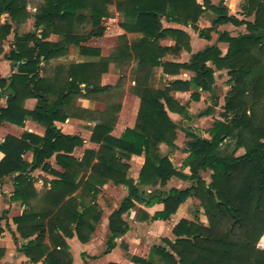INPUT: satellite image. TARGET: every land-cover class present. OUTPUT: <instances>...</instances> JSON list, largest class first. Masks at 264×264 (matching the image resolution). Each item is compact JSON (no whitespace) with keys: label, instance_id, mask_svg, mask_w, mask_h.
Wrapping results in <instances>:
<instances>
[{"label":"trees","instance_id":"obj_1","mask_svg":"<svg viewBox=\"0 0 264 264\" xmlns=\"http://www.w3.org/2000/svg\"><path fill=\"white\" fill-rule=\"evenodd\" d=\"M113 3L130 18V27L127 24L123 27L144 34L140 46L146 51L147 62L153 67L162 66L165 73L184 69L194 72L195 77L188 83L175 81L163 91L136 87L135 94L141 105L135 128L127 129L117 139L109 135L113 125L106 119L94 131L93 139L102 144L100 149L87 150L78 160L72 154L83 141L61 134L55 122H66L78 97L86 96L82 84L86 85L88 95L112 92L114 88H101L97 83L107 70L99 72L98 64L71 65L59 67L55 78H42L40 64L42 60L66 56L70 44L83 40L74 35L76 25L90 24L93 31L89 37L101 36L104 33L102 19L108 17L107 6ZM205 5L218 13L215 25L227 22L246 25L247 33L236 38L228 34L222 36L221 40L228 44L225 56L218 48L211 47L194 55L186 65L161 62L167 52L158 46L161 38L175 37L177 48L186 46L190 50V46L186 35L163 29L160 19L161 16L180 17L185 24L191 23L197 28L204 10L196 0H43L35 15V26L43 30L42 37L32 34L16 38V50L8 58L20 64L18 73L9 81L0 76V99L7 97L6 107L0 110V122L24 126L30 119L45 126L47 131L44 138L29 134L22 139L10 136L0 144V151L5 154L0 163V183L4 177L20 173L15 178L11 201L22 203L26 210L14 219V224L21 238L29 240L21 250L32 263L72 264L67 239L77 237L82 243L91 240L102 217L97 196L101 188L113 183L128 188L129 195L110 217L107 252L128 232L123 216L136 208L135 202L148 208L164 205V210L152 218L140 211L143 221H168L182 204L195 198L209 226L182 220L173 229L176 240L164 241L168 249L154 248L158 260L133 258L134 263L264 264V0H247L243 6L246 15L254 17L253 22L228 18L223 4L214 8L206 0ZM27 8L28 0H0V19L6 16L12 23L21 25L30 18ZM12 29L8 22L0 25V57ZM212 32L200 31V35L209 40ZM51 33L60 36L59 42L46 41ZM30 40L35 42L33 48L27 45ZM82 53L93 52L82 49ZM213 67L227 70L230 77L224 113L208 131L209 138L192 130L187 134L190 138L186 144L188 156L182 168H178L160 151L163 143L175 148L177 139L178 127L169 118L166 108L189 119L192 117L186 113V108L173 101L171 92L191 88L213 91ZM31 98L38 100L34 111L24 108L26 100ZM212 110L209 108L201 116L210 115ZM226 142L228 145L222 147ZM240 150L244 153L238 155ZM27 151L34 154L32 164L22 159ZM133 155L145 158L140 184L128 177V162ZM53 157L63 172L55 171L48 164ZM40 168L57 179L46 182L38 192L29 170ZM184 169H189L190 175L184 174ZM206 173H210L209 183L203 177ZM174 177L191 182V187L158 189L165 188ZM139 187L156 190L148 194ZM79 193L91 198L89 205L79 200ZM2 232L0 219V234ZM5 253L0 248V262Z\"/></svg>","mask_w":264,"mask_h":264},{"label":"crops","instance_id":"obj_2","mask_svg":"<svg viewBox=\"0 0 264 264\" xmlns=\"http://www.w3.org/2000/svg\"><path fill=\"white\" fill-rule=\"evenodd\" d=\"M205 1L196 0L197 4L202 6L204 10L199 22L196 24L197 28H194L191 23L185 24L180 17L161 16L160 23L163 29L183 33L189 38L190 46V50L186 46L177 48L175 37L168 36L161 38L158 41V46L167 50L161 60L162 63L186 65L190 63L194 55L211 47L218 48L222 52V55L225 56L228 52V44L221 40L222 36L228 34L230 37L236 38L239 35L247 33L246 25H237L232 22L215 25V22L219 19L218 13L212 8H208L205 5ZM239 1L225 0L222 2L221 0H208L209 4L214 8H218L223 4L228 18H236L240 22H253L254 17H248L243 9L241 15L237 14L236 9L239 6L235 7V5ZM37 2L39 1L28 0L27 9L30 18L21 25L12 23L11 19H8L6 16L0 19V25L8 22L13 27L10 36L4 41V53L0 57V76L4 80L9 81L14 74L18 73L17 66L20 63L11 61L8 58L16 50V38L28 37L32 34L38 38L42 37L43 30L41 28L37 29L35 26V15L41 6L37 7ZM111 10L115 11L117 15L116 19L111 17ZM107 12L108 17L102 19L101 26L104 28V33L101 36L89 37V34L93 31V27L90 24L84 22L83 24L76 25L74 35L83 40H79L77 44H70L68 46L69 53L66 56L50 61L42 60L40 64V77L42 78H55L58 76L57 69L59 67L68 68L71 65L98 64L100 65L99 72L100 70H107V72L102 74L97 83L101 88H114V90L112 92L99 91L88 95L85 91L86 85L82 84L81 88L83 94L86 96L78 97L74 107L71 109L72 115L66 122H55V126L61 134L78 137L83 141L82 146L77 147L72 154L78 160L83 158L87 150L98 151L100 149L102 144L93 139L94 131L96 126L106 119L111 120L110 122L113 125L112 132L109 135L117 139L127 129L135 128L141 105L140 98L135 94L136 87L141 85L142 87L163 91L175 81L188 83L195 77L194 72L184 69L178 73H165L162 66L153 67L146 60V51L142 48L143 45L140 46L141 42L145 39L144 34L123 27L124 24L130 27V18L125 17V14L117 9L115 3L107 6ZM107 20L116 21L115 31H111L112 28L108 26V23H105ZM206 30H213L209 40L200 35V31ZM59 40L60 36L58 34L51 33L46 41L57 43ZM27 45L29 48H33L35 42L30 40L27 42ZM82 49L91 50L93 53H82ZM213 69L215 79L213 91L205 92L201 89L191 88L189 91L176 89L171 92L173 101L178 103V106L186 108V113L192 117V119H189L186 115L171 112L166 108L169 118L178 127L177 139L175 141V148L163 143L160 145V151L162 156L170 157L178 168H182V164L188 156L185 146L187 132L193 130L197 133L198 129L195 128H200L207 120H212L213 118V114L206 116H201V114L212 107L213 109L219 108V110L223 111L227 93L220 98L217 91L218 87L222 85L229 92L228 81L230 77L227 70L219 71L214 67ZM125 73L126 75L124 76ZM6 105L7 97L4 96L0 99V110L6 107ZM37 105L38 100L31 98L26 100L24 108L28 111H34ZM117 109H119L118 112H116ZM195 121L197 124L194 127L191 123H195ZM181 128L184 132L180 131ZM46 131L47 128L45 126L30 119L26 120L24 126L1 121L0 144H3L10 136L22 139L25 135L29 134L44 138ZM179 132H182V134ZM205 138H209V135ZM26 143L30 144V141ZM4 158L5 154L0 151V163ZM22 159L24 162L32 164L34 159L33 152H25L22 155ZM144 163V156L136 155L131 156L128 162L130 166L128 177L134 180L136 184H140L139 178ZM48 164L55 171L63 172L62 167L57 165L55 157L49 160ZM183 172L186 175H190L189 169H184ZM19 175L20 173H15L4 177L0 183V219L3 230L2 234H0V248L6 251L0 264H35L22 252L23 245L28 243L29 240L21 238L17 232V226L14 224V219L21 216L26 210V206L22 203L11 201L15 190V178ZM29 175L36 180L35 187L38 192L43 190L46 182L57 179L42 168L34 171L29 170ZM207 182L210 181L207 180ZM191 185V182L174 177L165 188L158 189H161V191L172 188L185 190L191 187ZM139 189L141 192L148 194L156 190L153 187H139ZM128 195V188L121 185L116 186L113 183H109L100 189L97 203L100 211H102V217L96 226L91 240L87 243H82L77 237L67 239V243L70 246V254L73 258L72 264H136L133 262V258L158 260L153 253L154 248L163 246L168 249L164 241L176 240L173 229L182 220L194 222L200 218V222L205 227L208 226L205 215L201 214L202 208L197 207L200 206V202L194 198H190L182 204L178 212L168 221H153L151 219L143 221V214H140V211H143L152 218L156 213L164 210V205L156 204L148 208L145 204L135 202L136 208L123 216L124 221L128 225V232L116 240V245L112 251L107 252L108 242L111 237L110 217L120 208ZM78 198L85 205H89L91 202V198L85 197L82 193L78 194ZM36 264L43 263L39 262Z\"/></svg>","mask_w":264,"mask_h":264},{"label":"rangeland","instance_id":"obj_3","mask_svg":"<svg viewBox=\"0 0 264 264\" xmlns=\"http://www.w3.org/2000/svg\"><path fill=\"white\" fill-rule=\"evenodd\" d=\"M39 2H37V7H39L40 5H42V0H38ZM245 3H247V0H240L239 2H236V5H235V7H237V6H239L236 10H237V14L238 15H241L242 14V7L245 5ZM239 10V11H238ZM110 14H111V17L112 18H114V19H116L117 18V15H116V13H115V11L114 10H111V12H110ZM105 23H108L109 25V27H111L112 29H111V31H115L116 30V21H114V20H111V21H106ZM89 29V28H88ZM4 49V48H3ZM126 75V73L124 74V76ZM127 77V76H126ZM222 77V76H221ZM221 80V79H220ZM228 90H225V88L222 86V85H220V87H218V91H217V94L219 95V97L220 98H222L226 93L228 94V92H227ZM227 96V95H226ZM226 98V97H225ZM225 106V105H224ZM216 107V106H215ZM211 109H213V107L211 108ZM222 109V108H221ZM224 113V107H223V111L222 110H219V108H217V109H213L212 110V112H211V114H213V118H212V120H207V122H205L200 128H195V129H198V132H197V134L199 133V135H201V136H203V137H207L209 134H208V131L213 127V125H214V122L216 121V120H221V115ZM218 116V117H217ZM191 124H193L194 125V127H195V125L197 124L196 123V121H195V123H191ZM199 124H200V122H199ZM203 127V128H202ZM180 131H183L182 130V128L180 129ZM193 131V130H192ZM191 130L190 131H188L187 132V134L188 133H190V132H192ZM184 132V131H183ZM194 132V131H193ZM180 133V132H179ZM180 134H182V132L180 133ZM184 134V133H183ZM207 135V136H206ZM182 136V135H181ZM183 137V136H182ZM185 139H187V142L188 141H190V138L186 135L185 136ZM185 142H186V140H185ZM187 142H186V144H187ZM226 145H228V142H226V143H224L223 144V146L222 147H225ZM186 146V145H185ZM186 148H187V146H186ZM244 153V150H240L239 151V153H238V155H241V154H243ZM204 177V179H207L208 181H210V173H206V175L205 176H203ZM206 180V181H207ZM209 183V182H208ZM117 186V185H116ZM42 191V190H41ZM98 198V197H97ZM195 199V198H194ZM197 207H201V206H197ZM202 208V207H201ZM192 215H193V213H191ZM201 214H204V210H203V208H202V210H201ZM205 215V214H204ZM194 216V215H193ZM206 217V216H205ZM206 219H207V217H206ZM207 221H208V219H207ZM195 223H197V224H200V225H203L202 224V222H200V218H198V221H194ZM204 226V225H203ZM208 226H209V222H208ZM207 226V227H208Z\"/></svg>","mask_w":264,"mask_h":264}]
</instances>
